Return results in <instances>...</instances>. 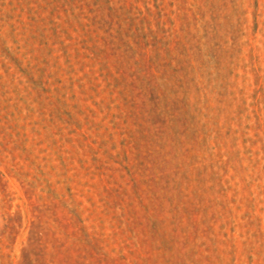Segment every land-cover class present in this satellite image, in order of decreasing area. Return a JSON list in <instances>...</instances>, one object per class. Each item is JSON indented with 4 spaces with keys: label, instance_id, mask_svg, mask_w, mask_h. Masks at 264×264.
<instances>
[{
    "label": "rangeland",
    "instance_id": "1",
    "mask_svg": "<svg viewBox=\"0 0 264 264\" xmlns=\"http://www.w3.org/2000/svg\"><path fill=\"white\" fill-rule=\"evenodd\" d=\"M0 264H264V0H0Z\"/></svg>",
    "mask_w": 264,
    "mask_h": 264
}]
</instances>
